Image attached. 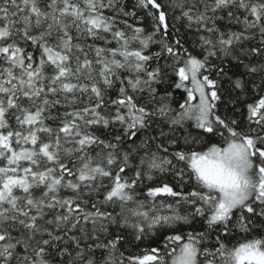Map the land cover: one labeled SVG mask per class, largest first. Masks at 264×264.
<instances>
[{
	"label": "snow or ice",
	"instance_id": "6c2138e0",
	"mask_svg": "<svg viewBox=\"0 0 264 264\" xmlns=\"http://www.w3.org/2000/svg\"><path fill=\"white\" fill-rule=\"evenodd\" d=\"M0 264H264V0H0Z\"/></svg>",
	"mask_w": 264,
	"mask_h": 264
}]
</instances>
